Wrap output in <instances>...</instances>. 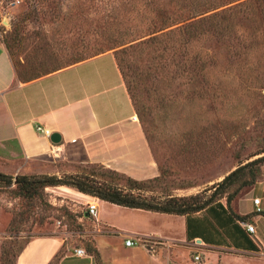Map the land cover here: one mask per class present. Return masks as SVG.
<instances>
[{"label":"rangeland","instance_id":"obj_1","mask_svg":"<svg viewBox=\"0 0 264 264\" xmlns=\"http://www.w3.org/2000/svg\"><path fill=\"white\" fill-rule=\"evenodd\" d=\"M197 21L196 29L187 28ZM0 44L20 82L79 58L115 54L160 168L149 197L204 200L229 173L264 156V2L0 0ZM38 170L26 176L95 170L112 177L92 165L48 163ZM253 171L257 185L264 182V164ZM13 178L0 182V264H14L31 237L60 232L81 241L92 227L75 217V209L88 208L72 201L70 190L39 188L29 198ZM256 186L251 198L264 205V185ZM245 205L253 209L252 201Z\"/></svg>","mask_w":264,"mask_h":264},{"label":"crops","instance_id":"obj_2","mask_svg":"<svg viewBox=\"0 0 264 264\" xmlns=\"http://www.w3.org/2000/svg\"><path fill=\"white\" fill-rule=\"evenodd\" d=\"M38 125L58 134L59 143L39 133ZM48 163L103 167L137 181L160 176L113 52L22 83L0 44V173L31 175ZM56 188L70 190L69 197L77 199L72 201L87 208L98 206L94 218L88 209L83 216L74 210L83 225L92 227L81 241L60 232L31 237L16 264H264V233L255 226L264 216L255 215L259 197L251 198L254 190L231 206L220 201L183 216ZM251 201L253 209L247 211L245 203ZM260 206L264 212L262 200ZM244 222L255 226L254 234ZM128 239L135 245L127 246Z\"/></svg>","mask_w":264,"mask_h":264},{"label":"trees","instance_id":"obj_3","mask_svg":"<svg viewBox=\"0 0 264 264\" xmlns=\"http://www.w3.org/2000/svg\"><path fill=\"white\" fill-rule=\"evenodd\" d=\"M256 2L262 3L264 2V0H256ZM197 24L198 21L193 22L192 24L187 25V28L196 29ZM90 58L92 57L84 58V59L79 58L74 64ZM116 61L121 71V74H123L124 77L126 74L124 72V69L121 68L120 61H118L117 58ZM14 69L16 75L20 77V73L17 71L15 67ZM59 70L61 69L52 71L42 76L34 77L29 80H23L22 83H27L36 80L38 78L49 75ZM127 86L130 88L128 83ZM261 153H264V151ZM263 164H264V156L252 162L239 166L237 169L229 173L220 183L212 186L209 189V190H213L212 194L208 198H205L204 200L200 195L190 196V197H178L171 195H167L165 197H159V198H155L153 196L149 197L147 196V194L154 193L153 192L154 190H152L153 189L152 186H156L158 183H160L161 176L147 181H137L130 177H127L124 174H120L118 172L109 169H104L103 167L100 168H103L108 173H110V175H112L111 178L107 177L106 175H102L96 172L95 170H90V171L77 172L75 174H65L62 177H59L57 175H52V176L43 175V176H33V177L26 175L17 176L16 184L18 186L20 193H24L29 198L34 197L36 190L39 188L45 189L47 187L64 186V187L76 189L77 191L83 194L97 197L100 200L121 207L140 209V210H146V211L170 214V215L189 216L205 210L207 207L211 206L216 202H220V200L224 197L227 198V205L231 206V203L235 195H238L245 188H249L251 190L254 186L257 185L258 179L253 171V168L257 165H263ZM13 179L14 178L12 176H7L0 173V182L11 184L13 182ZM120 180H122L123 182L122 184L118 183ZM235 186L237 188L233 192V195H231L229 193V190L232 189L234 190ZM84 212L85 211L80 213V215L83 216ZM261 214H263L264 216V212ZM75 215H76L75 217L77 218V214ZM24 246L16 256V260L14 264L17 263V258L22 252ZM1 263L3 264L5 263L3 259L1 260Z\"/></svg>","mask_w":264,"mask_h":264},{"label":"built area","instance_id":"obj_4","mask_svg":"<svg viewBox=\"0 0 264 264\" xmlns=\"http://www.w3.org/2000/svg\"><path fill=\"white\" fill-rule=\"evenodd\" d=\"M36 129H37V131L39 133H41L42 135H44V136H46L48 138H50L52 136V134H53L49 129H47V128L41 126V125H38L36 127ZM260 204H261L260 198H255L254 199V205L256 207L255 213H257V214L263 213V210H262ZM97 209H98V206L96 204H94V203L88 204V214H89V216H91L93 218L96 217L97 216ZM243 226L246 228V230L250 234H254L255 233V226L254 225H252V224H250L248 222H244L243 223ZM126 245L127 246H133V245H135V242L133 240H131V239H128V240H126ZM76 253L78 255H83L84 254V251L81 250V249H78L76 251ZM195 260L196 261H200V257L198 255H196L195 256Z\"/></svg>","mask_w":264,"mask_h":264},{"label":"water","instance_id":"obj_5","mask_svg":"<svg viewBox=\"0 0 264 264\" xmlns=\"http://www.w3.org/2000/svg\"><path fill=\"white\" fill-rule=\"evenodd\" d=\"M60 139L61 138L58 134H52V136H51V140L53 143H59Z\"/></svg>","mask_w":264,"mask_h":264}]
</instances>
